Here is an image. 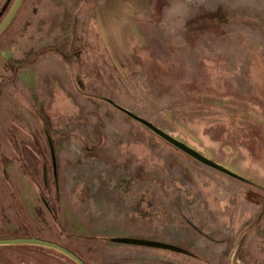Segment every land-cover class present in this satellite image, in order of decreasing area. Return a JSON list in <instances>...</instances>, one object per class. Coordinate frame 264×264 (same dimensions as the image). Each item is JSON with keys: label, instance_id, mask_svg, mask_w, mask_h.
I'll return each mask as SVG.
<instances>
[{"label": "rangeland", "instance_id": "1", "mask_svg": "<svg viewBox=\"0 0 264 264\" xmlns=\"http://www.w3.org/2000/svg\"><path fill=\"white\" fill-rule=\"evenodd\" d=\"M13 237L87 264H264V0H23L0 34ZM62 254L0 245V264Z\"/></svg>", "mask_w": 264, "mask_h": 264}, {"label": "water", "instance_id": "2", "mask_svg": "<svg viewBox=\"0 0 264 264\" xmlns=\"http://www.w3.org/2000/svg\"><path fill=\"white\" fill-rule=\"evenodd\" d=\"M21 2H23V0H15L12 3V5H11L8 13L4 17V19H2L0 21V34L4 31L6 26H8L10 21L14 18L15 14L17 13V11L21 5ZM136 118L138 120L144 122L150 129H152L154 132H156L157 134L162 136L163 139L173 143L180 150L190 154L191 156L195 157L200 162L205 163L206 165H208L210 167H214V169L226 172V173L234 176V174L231 172V170H229L228 168H226L222 164L217 163L213 159H210V158L196 152V150L192 149L187 144L180 142L178 139L172 137L171 135L164 133L161 129H159L158 127L154 126L153 124H151L149 122H145V120L141 119L140 117H136ZM148 243L153 244V245H159V247L162 245V244H159L156 242H153V243L148 242ZM12 244L36 245V246H41V247H48V248L54 249L55 251H58L60 253H63L64 255L70 257L77 264H87L86 261L82 257H80L75 252L71 251L70 248L64 246L63 244H61L59 242H55L54 240L41 239V238H36V237H20V238L19 237H13V238H4V239L0 238V245L1 246L12 245ZM237 253L234 254V257L231 261V264H240V262L237 258Z\"/></svg>", "mask_w": 264, "mask_h": 264}, {"label": "trees", "instance_id": "3", "mask_svg": "<svg viewBox=\"0 0 264 264\" xmlns=\"http://www.w3.org/2000/svg\"><path fill=\"white\" fill-rule=\"evenodd\" d=\"M116 241H118V242H124V243H128V242H130L129 240H124V239H115ZM114 240V241H115ZM56 242V241H55ZM64 245V244H63ZM64 246H66V245H64ZM66 247H68V246H66ZM161 247H167V248H175V249H178L176 246H174V247H170V246H167V245H161ZM68 248H70V247H68ZM50 249V248H49ZM71 249V248H70ZM72 251V250H71ZM74 252V251H73ZM61 254V253H60ZM77 254V253H76ZM62 255H64V254H62ZM64 256H66V255H64ZM80 256V255H79ZM66 257H68V256H66ZM81 257V256H80ZM68 258H70V257H68ZM71 259V258H70ZM71 261L72 262H74V263H76L74 260H72L71 259ZM87 263V262H86ZM77 264V263H76Z\"/></svg>", "mask_w": 264, "mask_h": 264}, {"label": "crops", "instance_id": "4", "mask_svg": "<svg viewBox=\"0 0 264 264\" xmlns=\"http://www.w3.org/2000/svg\"><path fill=\"white\" fill-rule=\"evenodd\" d=\"M231 176H233V175H231ZM234 176H237V175H234ZM162 245H164V244H162ZM173 246H175V245H173ZM167 248V247H166ZM173 249V248H172Z\"/></svg>", "mask_w": 264, "mask_h": 264}]
</instances>
